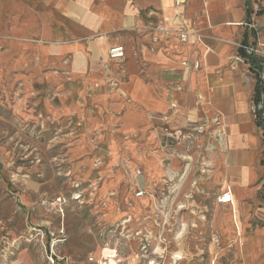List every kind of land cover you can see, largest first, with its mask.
Wrapping results in <instances>:
<instances>
[{"label": "crops", "instance_id": "1", "mask_svg": "<svg viewBox=\"0 0 264 264\" xmlns=\"http://www.w3.org/2000/svg\"><path fill=\"white\" fill-rule=\"evenodd\" d=\"M175 1L0 0V85L29 93L41 115L65 125L83 143L86 165L93 152L115 161L126 150L130 166L143 169L149 204L151 186L161 203L169 176L183 173L158 117L175 126L221 117L224 142L212 137L217 151L204 165L195 156L188 188L164 202V213L180 219L184 203L190 229L222 236L219 252L209 242V264H221L226 251L229 264H264V131L251 110L256 77L236 61L241 46L264 44V0H256L257 30L247 26V0H181L201 43L152 45L139 31L174 19ZM115 46L125 48L121 62L109 60ZM227 192L232 204L220 205Z\"/></svg>", "mask_w": 264, "mask_h": 264}, {"label": "rangeland", "instance_id": "2", "mask_svg": "<svg viewBox=\"0 0 264 264\" xmlns=\"http://www.w3.org/2000/svg\"><path fill=\"white\" fill-rule=\"evenodd\" d=\"M14 88L0 85V264H104L106 249L119 264H209L211 238L190 229L189 205L175 219L158 203V188L149 189L150 204L136 198L140 166H130L126 150L115 161L93 152L86 165L83 143ZM128 218L153 233L132 229ZM224 254L221 264H229L234 254Z\"/></svg>", "mask_w": 264, "mask_h": 264}, {"label": "built area", "instance_id": "3", "mask_svg": "<svg viewBox=\"0 0 264 264\" xmlns=\"http://www.w3.org/2000/svg\"><path fill=\"white\" fill-rule=\"evenodd\" d=\"M247 10L251 14V20L247 26L253 30L258 29L257 18L261 13V7L256 3V0H247ZM176 15L171 21H165L157 25L147 26L141 34L151 40L152 45H158L162 42H171L175 40L180 45L199 44L202 41V36L193 28L194 24L188 21L185 17V4L181 0L175 1ZM194 39V40H193ZM243 54L236 57L239 63H247L250 65L252 72L256 77V98L251 108L256 115V119L263 126L264 131V44L257 41L255 45L241 46ZM125 48L123 46L112 47L108 52L109 60L113 62H121L125 58ZM181 65L185 69H189L188 61H182ZM200 62H195L193 68L199 70ZM161 118L163 126V136L168 144V151H174L176 158L180 161L183 167V173L177 175H170L169 180V194L171 197H166L162 200L170 203L173 197L177 194L183 179L188 175L193 166L195 156L200 157L202 165L209 152L217 151L215 145L212 144V137L218 138L221 143L225 138V125L221 117H215L212 121H207L204 124L189 121L184 126L172 125L168 116ZM176 149V150H174ZM264 159V154H263ZM143 169L137 168L134 172L135 177V195L136 198L142 199L149 192L148 189L141 187L139 181L143 177ZM217 202L220 205H229L233 202V196L227 192L217 197ZM131 220V218H128ZM128 220V221H129ZM211 246L214 251L219 252L222 249V236L219 233H214L210 239ZM155 264V262H149Z\"/></svg>", "mask_w": 264, "mask_h": 264}, {"label": "bare ground", "instance_id": "4", "mask_svg": "<svg viewBox=\"0 0 264 264\" xmlns=\"http://www.w3.org/2000/svg\"><path fill=\"white\" fill-rule=\"evenodd\" d=\"M188 175L183 179V181H182V183H181V185L179 187V190H178V192L176 194V197H179L181 195V193L184 192L188 188V186H189V181H188V177L189 176ZM162 222L164 224V231H165L167 229L166 225H167L168 219L164 218ZM127 223H130L132 229H136L137 230L139 228H142V229L144 228V229H146V230L148 229V230H150L152 232V229L149 228V227L146 228V223L144 221H141L140 219H135V220L131 219L129 221L127 220V221H125V224H127ZM161 235H162L161 239L162 238H164V239L167 238V236L164 235L163 232H162ZM104 255H105V258L108 260V262H106L104 264H119V262L116 261V258H117L116 254L112 250L106 249L104 251Z\"/></svg>", "mask_w": 264, "mask_h": 264}]
</instances>
